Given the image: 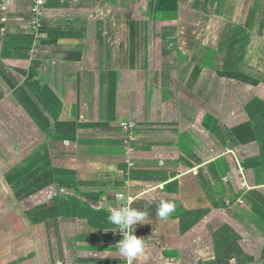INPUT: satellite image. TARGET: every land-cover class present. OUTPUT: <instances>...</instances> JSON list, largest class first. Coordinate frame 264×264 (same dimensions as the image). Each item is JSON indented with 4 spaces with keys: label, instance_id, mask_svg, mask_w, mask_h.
Instances as JSON below:
<instances>
[{
    "label": "crops",
    "instance_id": "obj_1",
    "mask_svg": "<svg viewBox=\"0 0 264 264\" xmlns=\"http://www.w3.org/2000/svg\"><path fill=\"white\" fill-rule=\"evenodd\" d=\"M197 1L45 0L36 33L0 0V264H127L118 194L133 264H264V40L204 42Z\"/></svg>",
    "mask_w": 264,
    "mask_h": 264
},
{
    "label": "rangeland",
    "instance_id": "obj_2",
    "mask_svg": "<svg viewBox=\"0 0 264 264\" xmlns=\"http://www.w3.org/2000/svg\"><path fill=\"white\" fill-rule=\"evenodd\" d=\"M212 1L214 5L212 6L211 4V7L210 4L208 5V0H198L195 4V8L184 9L185 10L184 13L187 14V16L188 15L198 16V15H202V13H208L210 15L208 20V25L204 31L205 32L203 37L204 42L208 40L207 37H209V41H211L210 37H212V39L216 38V36H212L210 32L214 31L216 33H220V31H224L226 29L227 32L228 31L233 32L235 38L237 37L238 34H240V32L246 33L247 36L246 39L247 40L251 39L250 43H252L253 49L254 48L256 49L257 47L259 48L263 45L264 0H212ZM226 17L228 18L227 21H230L232 24L235 25L234 27H232L233 26L232 24L231 26H228L229 24L226 23ZM243 21L246 22L247 24L245 25L239 24ZM249 47L251 48V44ZM249 47L246 48L247 51L246 54L250 51ZM257 53L255 52L256 56ZM251 58L254 61L256 57L252 56ZM8 219H9L8 221L6 220L7 223V224L5 223L6 225H9L8 224L9 221L11 222V224L15 223L14 216L8 217Z\"/></svg>",
    "mask_w": 264,
    "mask_h": 264
},
{
    "label": "clouds",
    "instance_id": "obj_3",
    "mask_svg": "<svg viewBox=\"0 0 264 264\" xmlns=\"http://www.w3.org/2000/svg\"><path fill=\"white\" fill-rule=\"evenodd\" d=\"M120 199H123V196ZM151 203L152 201H148L149 206ZM174 211L175 204L163 200L159 202L156 208V214L162 220L168 219ZM147 217V206L145 210L134 209L130 205L109 209L108 222L115 228L113 233L118 232L123 236L117 244L119 254L127 260V264H133L134 260L145 253V240L138 238L134 231L138 224H145Z\"/></svg>",
    "mask_w": 264,
    "mask_h": 264
},
{
    "label": "built area",
    "instance_id": "obj_4",
    "mask_svg": "<svg viewBox=\"0 0 264 264\" xmlns=\"http://www.w3.org/2000/svg\"><path fill=\"white\" fill-rule=\"evenodd\" d=\"M45 0H33V4L31 7V21H30V26L34 32H39L42 27V13H43V8H44ZM122 127L126 131L127 135V140L128 143L131 144L134 142V128L135 125L132 122H123ZM123 196V194H118V200L119 203L115 205H109V206H102L100 207V210H103L107 212L109 215V209L110 208H116L120 207L122 205H130L129 201H126L124 198L120 199V197ZM118 235L122 236L120 233Z\"/></svg>",
    "mask_w": 264,
    "mask_h": 264
}]
</instances>
